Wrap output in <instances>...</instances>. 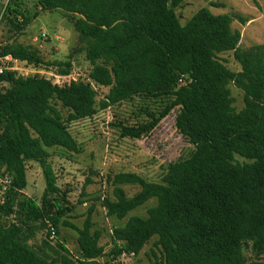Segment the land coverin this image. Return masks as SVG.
<instances>
[{
	"label": "trees",
	"instance_id": "16d2710c",
	"mask_svg": "<svg viewBox=\"0 0 264 264\" xmlns=\"http://www.w3.org/2000/svg\"><path fill=\"white\" fill-rule=\"evenodd\" d=\"M22 1L0 0V24L7 28L0 57L64 76L83 54L88 79L108 92L97 102L89 82L56 84L14 71L0 76V176L11 179L0 202V264H114L137 256L154 238L155 264H246V247L258 257L253 264H264V46L240 49L233 18L205 7L181 24L175 10L185 0H39L33 13ZM42 12L61 14L79 36L65 60H45L19 41ZM228 52L240 71L219 59ZM230 84L243 92L239 111ZM134 98L143 117L118 122L121 138L142 140L176 111L175 132L191 150L167 164L159 182L107 175L111 195L101 206L106 216L126 220L111 231L112 249L100 262L105 248L102 232L93 229L94 207L81 227L71 223L75 207L57 185L50 150L78 154L69 125ZM29 162L43 175L39 203L24 194ZM126 185L138 191L127 196ZM152 199L145 217H128ZM61 228L77 233V257L52 243V231L55 237Z\"/></svg>",
	"mask_w": 264,
	"mask_h": 264
},
{
	"label": "rangeland",
	"instance_id": "374dc122",
	"mask_svg": "<svg viewBox=\"0 0 264 264\" xmlns=\"http://www.w3.org/2000/svg\"><path fill=\"white\" fill-rule=\"evenodd\" d=\"M6 0H1L5 2ZM39 0H23L26 9L34 12V4ZM212 3L217 6H212ZM3 5V4H2ZM208 8L211 13L225 14L233 18L232 28L240 31L239 48L249 50L253 46H264V0H185L175 10L181 24L201 8ZM245 20L241 22L239 19ZM7 28L0 24V44L5 41ZM59 38V40H57ZM79 36L72 25L59 13H40L29 27L21 34L19 41L32 45L45 60H65L76 48ZM227 68L233 72L240 71V65L233 53L218 55ZM24 71L17 74L22 77L29 75L45 76L55 83V76L63 82L74 79L92 84L97 93V102L104 99L108 88L99 87L88 79L90 65L84 60L83 54H76L70 72L66 75L49 72L44 68L33 67L20 63ZM51 71V70H50ZM5 87V86H4ZM234 100L233 106L239 111L244 106L243 92L233 84L229 86ZM142 103L138 99L124 102L99 112L92 119L71 123L69 131L76 139L80 152L68 153L62 149L50 150L51 164L60 189L67 192L68 199L74 205L71 223L81 227L89 207H94V228L102 232L100 245L104 246V256L99 259L104 262L112 249L111 231L124 225L125 220L108 217L101 206L104 197L111 195V187L106 182L107 175L117 173H135L147 181L159 182L165 166L169 163L182 161L188 157L191 146L187 145L175 132L174 120L176 111H172L159 127L142 140L121 138L118 122L133 124L136 118H141L139 108ZM239 163L248 162L235 156ZM26 169L27 187L24 194L39 203L45 184L40 167L29 162ZM127 196L138 191L137 186H123ZM156 203L155 199L128 214L130 216H146V210ZM44 235H37L35 241L40 243ZM77 233L72 229L61 228L59 235L52 243L62 242L70 252V256H78L76 243ZM155 238L148 242L137 256H121L114 264H155L151 253ZM157 253V252H156ZM158 254V253H157ZM246 264L258 262V257L249 247L244 249Z\"/></svg>",
	"mask_w": 264,
	"mask_h": 264
},
{
	"label": "built area",
	"instance_id": "2783aa9c",
	"mask_svg": "<svg viewBox=\"0 0 264 264\" xmlns=\"http://www.w3.org/2000/svg\"><path fill=\"white\" fill-rule=\"evenodd\" d=\"M57 40H59V38H57ZM20 63L15 60L14 58H12L10 55L5 56V57H0V76L3 75L6 71H14L16 73H18L19 71H24L19 67ZM27 76V75H26ZM56 81L55 83L58 84L60 83V81H58L60 79V77L55 76ZM73 81H75L74 79H72ZM11 187V179L4 175V176H0V202H2V195L4 194L5 191L9 190ZM51 239L54 238V233L52 231Z\"/></svg>",
	"mask_w": 264,
	"mask_h": 264
}]
</instances>
